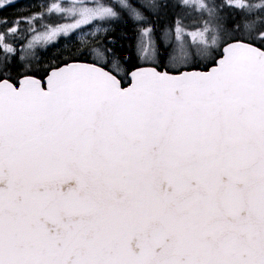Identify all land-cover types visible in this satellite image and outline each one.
<instances>
[{"label":"snow or ice","instance_id":"1","mask_svg":"<svg viewBox=\"0 0 264 264\" xmlns=\"http://www.w3.org/2000/svg\"><path fill=\"white\" fill-rule=\"evenodd\" d=\"M0 264H264V0L0 17Z\"/></svg>","mask_w":264,"mask_h":264},{"label":"rangeland","instance_id":"2","mask_svg":"<svg viewBox=\"0 0 264 264\" xmlns=\"http://www.w3.org/2000/svg\"><path fill=\"white\" fill-rule=\"evenodd\" d=\"M36 2L37 0H17V4L15 7H8L6 10H0V17L11 18L16 15L27 14L29 5H33Z\"/></svg>","mask_w":264,"mask_h":264},{"label":"trees","instance_id":"3","mask_svg":"<svg viewBox=\"0 0 264 264\" xmlns=\"http://www.w3.org/2000/svg\"><path fill=\"white\" fill-rule=\"evenodd\" d=\"M122 27V28H121ZM121 27H118V28H116V31H115V38L117 39V41H118V44H121V45H124V47H125V50H127L128 49V45L130 44V43H133L134 41L133 40H131V39H123L122 37H121V34L124 32V33H126L129 37H131V30H130V26L126 29V28H124L123 26H121ZM122 30V31H121ZM126 30H127V32H126ZM116 32H118V33H116ZM120 32V33H119ZM129 32V33H128ZM119 35V36H118ZM118 37V38H117ZM125 41H126V43H125ZM133 41V42H132Z\"/></svg>","mask_w":264,"mask_h":264},{"label":"bare ground","instance_id":"4","mask_svg":"<svg viewBox=\"0 0 264 264\" xmlns=\"http://www.w3.org/2000/svg\"><path fill=\"white\" fill-rule=\"evenodd\" d=\"M32 3V2H31ZM122 28V27H121ZM127 29V28H126ZM122 31V30H121ZM126 32H127V30H126ZM116 33H118V32H116ZM120 33V32H119ZM124 33V32H123ZM129 33V32H128ZM132 34V33H131ZM119 36V35H118ZM118 38V37H117ZM133 42V41H132ZM125 43H126V41H125ZM134 43V42H133Z\"/></svg>","mask_w":264,"mask_h":264},{"label":"water","instance_id":"5","mask_svg":"<svg viewBox=\"0 0 264 264\" xmlns=\"http://www.w3.org/2000/svg\"><path fill=\"white\" fill-rule=\"evenodd\" d=\"M198 70H202V69H198ZM207 70V69H206Z\"/></svg>","mask_w":264,"mask_h":264}]
</instances>
